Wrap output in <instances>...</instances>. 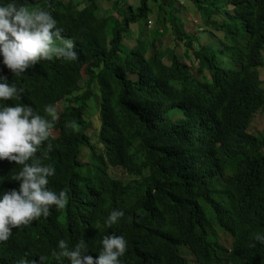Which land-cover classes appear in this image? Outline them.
Instances as JSON below:
<instances>
[{
  "label": "trees",
  "instance_id": "16d2710c",
  "mask_svg": "<svg viewBox=\"0 0 264 264\" xmlns=\"http://www.w3.org/2000/svg\"><path fill=\"white\" fill-rule=\"evenodd\" d=\"M100 1L109 0H17L50 11L77 59L40 61L8 80L23 92L3 103L29 104L47 119L44 106L54 107L49 141L34 158L55 168L48 187L68 194L64 209L28 226L14 256L57 264L51 253L64 239L85 241L95 259L100 238L115 233L127 241L121 264L264 260V244L252 238L264 233V129H253L264 118V0H188L169 21L165 0H114L103 14ZM186 12L200 19L198 31L185 29ZM168 31L173 46L163 49ZM209 33L218 48L203 44ZM6 162L20 167L0 160V192L19 184ZM114 208L124 216L107 228ZM223 235L235 241L231 254ZM8 254L0 246V264Z\"/></svg>",
  "mask_w": 264,
  "mask_h": 264
},
{
  "label": "clouds",
  "instance_id": "9594fccd",
  "mask_svg": "<svg viewBox=\"0 0 264 264\" xmlns=\"http://www.w3.org/2000/svg\"><path fill=\"white\" fill-rule=\"evenodd\" d=\"M76 59L73 40L62 35V29L50 11L29 8L17 0H0V160L6 158L20 166L15 172L6 162L13 171L11 180L19 184L17 188L0 192V246L11 252L3 261L5 264H34L29 262L28 256H14L22 249L21 236L33 221L48 217L51 208L60 211L68 203L65 189L56 192L48 187V178L55 174V168L34 158L41 145L49 141L55 120L54 107L44 106V112L51 116L47 119L29 104L3 103L19 100L23 92L16 83L8 81L9 77L11 74L19 77L40 61ZM51 148V143H47V151ZM47 151L42 152L43 158H47ZM123 216L124 212L119 208L110 210L104 218V226L110 228ZM220 230V227H214L216 234ZM252 238L264 244V233H256ZM234 242L230 244V254L236 249ZM99 245L98 256L94 259L85 254V241L69 247L64 239H60L56 245L58 251L51 255L57 264H63L65 259L70 264H121L120 258L127 247L123 235L105 234ZM43 259L40 257L41 261Z\"/></svg>",
  "mask_w": 264,
  "mask_h": 264
},
{
  "label": "rangeland",
  "instance_id": "374dc122",
  "mask_svg": "<svg viewBox=\"0 0 264 264\" xmlns=\"http://www.w3.org/2000/svg\"><path fill=\"white\" fill-rule=\"evenodd\" d=\"M81 1L82 3H84L85 0H79ZM114 1V0H109L108 2H105V1H100V5H101V8H102V12L101 14H103V12L109 10L111 8V2ZM129 4H133L135 2V0H127ZM137 1V0H136ZM188 3V0H165V3L166 6H164V10H166V18L167 20L169 21L171 19V10L173 8H175V11H176V17H179V8L181 7L182 4L184 3ZM187 5V4H186ZM83 6V5H82ZM177 9V10H176ZM189 9V8H188ZM158 8L156 7L152 14L150 15L149 17V20L151 21L150 25L148 24V29L149 30H152L153 29V26L156 22V12H157ZM188 12H190V10H188ZM115 17H119V15H117V13L115 14ZM185 18H187V20L185 21L186 22V26H185V29L188 30L189 32L190 31H198L196 29H194L196 26H199V18L197 17L196 20L193 19V16L190 14H188L187 12L185 13ZM131 32H132V37L135 38L137 36V32H138V29H137V26H132L131 27ZM170 31H168L169 33ZM171 35L169 33V35L167 34V36L163 39V49H167V48H171L173 46V44L171 43ZM203 44L206 45V46H209L210 48H218V38L217 37H214L212 36L210 33L208 34V37L206 39L203 40ZM127 45H128V48L130 49L131 47H133L135 45V42L133 40L131 41H128L127 42ZM178 55L181 57V59L192 66V60H190L184 53V47H182V45L178 48ZM192 57V56H191ZM169 59V58H168ZM200 79H202L203 77L202 76H199ZM260 78L261 80L263 81V88H264V67L260 69ZM82 86H84V81H82ZM96 97L97 96H94L93 97V101H92V104L91 105H94L96 107ZM59 109V107H58ZM88 116L90 118V121L92 123V126H93V134L98 132L99 131V128H100V124L98 123V118H99V115H98V112L96 110H94V107H93V110L91 111V113L89 112L88 113ZM259 118V119H258ZM254 130H263L264 129V118L260 116L257 117L255 123H254V127H253ZM222 242L224 243V245H229L230 244V239H228L226 236H222Z\"/></svg>",
  "mask_w": 264,
  "mask_h": 264
},
{
  "label": "bare ground",
  "instance_id": "6f19581e",
  "mask_svg": "<svg viewBox=\"0 0 264 264\" xmlns=\"http://www.w3.org/2000/svg\"><path fill=\"white\" fill-rule=\"evenodd\" d=\"M151 23H149V25H150ZM231 243V242H230ZM225 246V248H227L226 246L227 245H224ZM226 250V249H225ZM226 252V251H225ZM230 252V249L229 248H227V253H229ZM226 254V253H225ZM256 264H264V260H262V261H258Z\"/></svg>",
  "mask_w": 264,
  "mask_h": 264
}]
</instances>
